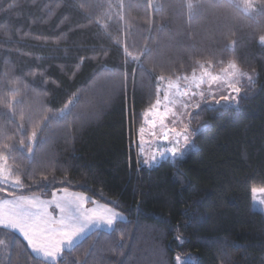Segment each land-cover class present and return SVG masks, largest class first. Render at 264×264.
<instances>
[{"label": "trees", "instance_id": "trees-1", "mask_svg": "<svg viewBox=\"0 0 264 264\" xmlns=\"http://www.w3.org/2000/svg\"><path fill=\"white\" fill-rule=\"evenodd\" d=\"M256 1L249 13L236 0H0V160L31 186L0 187L43 198L68 188L126 216L58 264H177L178 255L264 264V215L252 208V189L264 187V0ZM230 63L256 71L254 85L236 106L191 113L195 149L185 157L144 166L137 130L159 79ZM0 241V264L40 259L17 233L0 228Z\"/></svg>", "mask_w": 264, "mask_h": 264}, {"label": "snow or ice", "instance_id": "snow-or-ice-1", "mask_svg": "<svg viewBox=\"0 0 264 264\" xmlns=\"http://www.w3.org/2000/svg\"><path fill=\"white\" fill-rule=\"evenodd\" d=\"M236 91L239 92V89ZM238 97L225 98L224 101L213 104L235 103L238 102ZM149 114L154 117L149 122L152 127L156 126L158 119L161 129L164 130L162 137H157L154 142L169 146L159 150L158 154L154 150L142 160V164L152 167L166 159L174 161L177 157H184L186 150L194 144L187 126L179 131L175 127L168 129L165 121L170 112L158 104L151 107L150 113H145L146 116ZM144 132L145 129L141 128V145L145 143ZM152 135L155 137L156 133L153 132ZM181 139L183 147H180ZM141 152L143 153V148ZM5 173L6 170L0 168V184L10 185L21 191L30 189L31 186L22 182L19 176L12 178L10 172ZM43 179L47 181L48 177ZM252 191L255 196L257 190L253 188ZM0 193L6 194V198H0V228L19 233L31 252L40 258L37 264H43L45 260L58 264L65 249L71 250L101 226L112 228L118 219H124L122 213L110 206V203H100L94 197L83 192L70 191L68 188L54 189L51 198H42L41 194L30 191L28 194L17 195L8 192L5 187H0ZM176 261L177 264H189V258H181L179 255Z\"/></svg>", "mask_w": 264, "mask_h": 264}, {"label": "rangeland", "instance_id": "rangeland-1", "mask_svg": "<svg viewBox=\"0 0 264 264\" xmlns=\"http://www.w3.org/2000/svg\"><path fill=\"white\" fill-rule=\"evenodd\" d=\"M149 1L152 7L157 3V0ZM236 2L243 10L249 13L257 10L256 0H236ZM115 5L116 3L113 1L111 4V13L116 14L119 20H123L121 4L120 7H116ZM261 41L264 43V38H262ZM257 75L258 74L256 71L242 70L234 63L228 64L224 69H221L217 72L212 71L210 64H202L198 68L194 69L190 75H180L175 78L159 79L158 97L154 105L158 104L160 107L170 112V116L165 121L168 129L175 127L179 131L184 126H187L189 132H191L189 117L193 111L203 104L207 103L210 106H217L213 103L222 102L225 100V98H233L244 94L247 88L254 85ZM236 89H239V92H237ZM221 104L223 106H236L238 102ZM146 112L150 113L151 108ZM145 113L143 125L137 130L136 136L138 153L142 159L152 154L154 149L152 150L150 146H153V139L156 140L157 137H161L164 131L161 129L158 119L156 120V126L153 128L149 122L152 121L154 117L151 114L146 116ZM141 128L145 129V143L143 145H141L139 142ZM153 132L156 133V136L154 137L152 135V137H149ZM192 138L193 134L191 139ZM148 141L151 145H147ZM180 147H183L182 139L180 142ZM142 148L143 153L141 152ZM193 149H195L194 144L186 150L185 156ZM0 168L6 170L5 174L10 172L12 178H15L11 172L10 166L5 159L0 160ZM255 189L257 190L255 196L252 191V208L255 211L263 213L264 215V191H262L264 190V187H256ZM122 215L124 216V219H126V216L123 213ZM104 228L110 229L107 226H101L97 230Z\"/></svg>", "mask_w": 264, "mask_h": 264}, {"label": "crops", "instance_id": "crops-1", "mask_svg": "<svg viewBox=\"0 0 264 264\" xmlns=\"http://www.w3.org/2000/svg\"><path fill=\"white\" fill-rule=\"evenodd\" d=\"M149 137H152V134L149 136ZM162 137V136H161ZM192 137V136H191ZM155 140L153 139V142H152V144H153V146L150 144V142L148 141V143H147V145L148 144H150L151 146V149L153 150H155L157 153L159 152V150H161L162 148H164V147H168V145L166 146V144H163V143H155L154 142ZM141 157V156H140ZM142 158V157H141ZM143 160V159H142ZM4 198H6V197H4ZM43 198V197H42ZM123 220H125V219H121V220H118V221H123ZM113 228V227H112ZM112 228H110V229H106V228H104V229H100V230H106V231H110ZM18 235H20L19 233H17ZM22 237V236H21ZM23 238V237H22ZM79 243V242H78ZM75 246V245H74ZM73 246V247H74ZM66 250H69V249H65V251ZM46 261V260H45ZM46 262H48V263H51L50 261H46Z\"/></svg>", "mask_w": 264, "mask_h": 264}]
</instances>
